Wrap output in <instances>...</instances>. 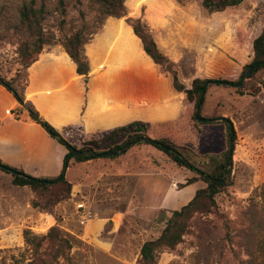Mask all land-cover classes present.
Instances as JSON below:
<instances>
[{
  "label": "rangeland",
  "instance_id": "374dc122",
  "mask_svg": "<svg viewBox=\"0 0 264 264\" xmlns=\"http://www.w3.org/2000/svg\"><path fill=\"white\" fill-rule=\"evenodd\" d=\"M27 1L0 0V74L6 80L14 78L18 89L25 81L22 55L24 42L29 40L19 9ZM34 1L44 8L42 26L54 33L52 43L44 47L61 45L76 29L82 30L84 47L110 20L106 17L100 24L97 7L89 0ZM124 5L127 13L121 20L140 19L185 78L204 73L235 79L250 61L246 40L264 25V0H245L238 7L213 13L200 0H124ZM210 84L201 115L214 120L200 125L198 141L190 133L184 137L189 145L197 141V155L191 158L203 165L206 155L226 148V127L220 118H229L236 134L228 166L230 183L215 195L209 212L192 216L181 242L158 253L156 264L264 262L260 250L264 239L260 195L264 182V69L246 78L238 89ZM54 169H62L61 159ZM191 175L189 169L147 144L131 145L115 158L70 160L64 175L71 184L70 194L49 213L33 208V192L27 186L13 185L11 175L0 170V264H22L28 258L23 229L41 235L53 225L72 243L69 258H59L54 264H138L141 244L159 234L169 210L185 204L204 186L202 181L185 185ZM55 187L62 188L61 184ZM80 201L92 211L88 222L76 211ZM94 221L99 225L93 229Z\"/></svg>",
  "mask_w": 264,
  "mask_h": 264
},
{
  "label": "trees",
  "instance_id": "16d2710c",
  "mask_svg": "<svg viewBox=\"0 0 264 264\" xmlns=\"http://www.w3.org/2000/svg\"><path fill=\"white\" fill-rule=\"evenodd\" d=\"M200 1L202 7L208 13H213L221 12L230 7H238L245 0ZM89 3L96 5L101 16L100 24L102 19L106 17L121 18L125 17L127 13L124 0H89ZM43 12V6H35L34 0L24 2L19 9L21 26L28 32L29 38L28 41L24 42V54L22 55V61L26 68L37 58L44 46L52 43L54 39L53 31L44 29L42 26ZM125 20L131 25L134 34L140 39L145 53L156 64L160 65L163 71L170 74L175 90L183 93L185 115L182 118L164 123H145L135 120L110 130L98 132L86 133L79 126L58 129L40 116L32 103L25 99L26 76L23 86L18 89L14 85V78L6 80L0 74V84L12 92L17 101L27 111L29 117L40 124L52 138L64 145L67 150L63 158L62 169L55 177H36L1 161L0 170L11 175L13 185L27 186L33 192L34 197L30 202L33 208L51 213L53 207L70 194L71 184L65 177L58 179L70 160L80 162L100 157L115 158L118 154L104 155V153L121 151L129 143H132L131 145L147 144L162 151L174 163L192 172V175L186 179L185 185L202 181L204 186L198 187L185 204L177 209L169 210V215L164 220V226L159 234L155 238L145 240L141 244L138 264H156L158 253L165 249L171 250L181 242L182 237L188 231L189 221L192 216L195 213L209 212L215 203V195L225 189L230 183L231 167L228 166L232 158L229 156L228 151L230 148L233 151V141L236 138V134L229 118L224 117L223 122L221 121L226 127V148L219 153L206 155L203 165L195 163L191 158L192 154L194 156L197 155L195 148L197 147L198 136L201 133L200 125L214 119L201 115L205 98L203 97L200 102V94L202 90L206 92L212 85H205L207 81L216 82V85H219L220 81L237 82L243 72L254 64L258 65L248 74L247 78L264 69V25L259 28L250 40H246V49L249 52L250 61L243 65L235 79L212 77L210 74L205 75L204 73L185 78L181 70L158 48L140 19L126 17ZM83 43L82 30L76 29L64 37L61 45L76 64L77 73L82 75L86 82L89 77L90 65L84 53ZM224 69L225 71L228 70L227 67ZM197 107H199V113L195 114ZM198 117L204 118V122H200L197 119ZM185 133L196 136L197 141L194 144L191 141L192 145H189L185 141L188 140V138L184 137ZM143 136L150 138L152 141L142 139L134 142V140ZM73 151L82 153L76 157H70ZM57 184H61L62 188L55 187ZM260 195L264 200V182L260 189ZM22 235L29 255L22 264H54L59 258H69L72 243L57 225L51 226L45 234L41 235L34 234L30 229L25 228ZM260 250L264 257V239L260 244Z\"/></svg>",
  "mask_w": 264,
  "mask_h": 264
},
{
  "label": "crops",
  "instance_id": "0c3cea01",
  "mask_svg": "<svg viewBox=\"0 0 264 264\" xmlns=\"http://www.w3.org/2000/svg\"><path fill=\"white\" fill-rule=\"evenodd\" d=\"M122 18L109 17L84 46L90 65L86 82L60 44L44 47L26 68L25 99L54 127L79 126L88 133L185 115L183 93L175 90L170 74L145 53ZM66 152L0 84V161L36 177H52L60 173L54 166L59 159L63 165ZM94 222L93 229L99 225Z\"/></svg>",
  "mask_w": 264,
  "mask_h": 264
},
{
  "label": "water",
  "instance_id": "95a60500",
  "mask_svg": "<svg viewBox=\"0 0 264 264\" xmlns=\"http://www.w3.org/2000/svg\"><path fill=\"white\" fill-rule=\"evenodd\" d=\"M257 65H258V64H254L253 66H251V67H249L247 70H245V71L243 72V74H242V76H241V78H240L239 81H237V82L220 81L219 84H222V85H228V86H232V87H234V88H238V87H240V86L243 84V82H244V80L247 78L248 74H249L254 68H256ZM210 83H211V82L207 81V82L205 83V85H208V84H210ZM212 83L215 84L216 82H212ZM204 95H205V91L202 90V91H201V94H200V100H199L200 102L202 101ZM198 113H199V107H197V108L195 109V114H198ZM197 119H198L199 121H204V118H201V117H198ZM220 119H221V120H224V117H223V118H220ZM213 120H214V119H213ZM142 139H146V140L152 141L150 138H148V137H146V136H143V137L137 138L136 140H134V142H135V141L142 140ZM153 142H154V141H153ZM154 143H155V142H154ZM131 144H132V143L127 144V145H126L121 151H109V152L104 153V155H116V154H119V153H124V152L129 148V146H131ZM81 153H82V152H80V151H73V152L70 154V157H76V156L80 155ZM228 154H229V156H231V154H232V150H231V148L229 149ZM229 164H231V159H230V161H229ZM65 172H66V168L63 169L62 174L59 176L58 179L64 177Z\"/></svg>",
  "mask_w": 264,
  "mask_h": 264
},
{
  "label": "built area",
  "instance_id": "2783aa9c",
  "mask_svg": "<svg viewBox=\"0 0 264 264\" xmlns=\"http://www.w3.org/2000/svg\"><path fill=\"white\" fill-rule=\"evenodd\" d=\"M13 116L15 118H18L19 117V113L18 112H15L13 113ZM75 208H76V211L79 213L80 215V218L84 221H90L93 217V214H92V211L90 208H88L84 202H77L75 204Z\"/></svg>",
  "mask_w": 264,
  "mask_h": 264
}]
</instances>
